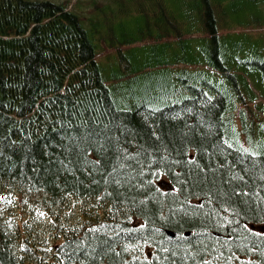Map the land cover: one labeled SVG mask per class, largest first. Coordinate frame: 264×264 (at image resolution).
<instances>
[{
  "label": "trees",
  "instance_id": "1",
  "mask_svg": "<svg viewBox=\"0 0 264 264\" xmlns=\"http://www.w3.org/2000/svg\"><path fill=\"white\" fill-rule=\"evenodd\" d=\"M217 1L149 10L171 18L153 37L171 39L183 70L204 55L238 84L237 59L217 52L228 37ZM105 11L0 0V264H264V103L239 93L241 104L226 85L160 107L123 102L130 71L104 74L99 61ZM251 52L264 83V46Z\"/></svg>",
  "mask_w": 264,
  "mask_h": 264
},
{
  "label": "rangeland",
  "instance_id": "2",
  "mask_svg": "<svg viewBox=\"0 0 264 264\" xmlns=\"http://www.w3.org/2000/svg\"><path fill=\"white\" fill-rule=\"evenodd\" d=\"M59 1L69 2L73 8L80 10L82 14L95 13L97 8L100 9L105 5V17H102L105 41L101 45L99 61L104 68V74L110 73L111 67L115 68L118 65H121V71H130V77H125L121 86V93L124 94L121 98L123 102L126 98H131L133 101H139V103H145L151 107H160L171 103L172 100L175 101L182 95L194 94L190 86L201 87L207 95L214 97L215 93L217 94V91H214L215 87L226 85L234 93L235 101L241 104L243 102L239 93L249 103L254 98L264 103V83L261 80L260 70L253 62L256 53L251 52L249 56L245 53L253 46H264L263 1H258L255 6H251L253 1L250 0H223L220 2L221 7L218 11L221 17L220 27L227 33L228 37L221 42L217 52L223 54V60L237 59L238 84L233 83V80L226 74H222L220 70L214 69L216 67L209 63L207 56L202 55L200 64L188 66V71L182 69L185 66L182 61L180 64L171 61V57L168 56V49L165 48V43L171 39L153 37L157 35L154 33L159 25L163 27L164 33H170L171 25L168 22L171 19L170 15L169 13L166 14L168 21L164 23L159 21L161 15H153L152 13L157 12L159 7L161 11V6L165 12L168 11L166 3L169 0ZM214 2L219 4L217 0ZM223 11L228 17L224 15ZM162 16L165 18L164 15ZM243 40L250 42L249 47L240 48L236 45L237 42ZM122 44L125 45L121 47ZM194 45L202 51L209 45V42L197 36ZM176 49H180V47ZM199 49L197 48V51L201 54ZM140 54H143V57L139 58ZM116 70L119 71V68L116 67ZM230 101L235 103L232 99ZM122 107L128 108L124 105ZM250 110L254 109H249L248 113ZM262 116L264 117V114L260 118ZM24 194L26 193L19 192L18 195L25 197ZM27 196L33 202L39 199L42 212V194L34 193ZM72 203L71 199L64 208L71 218L78 215L80 206L79 202L73 206ZM56 209L54 207V211ZM51 218L53 217L49 211L39 217L37 228L43 234H45L46 226Z\"/></svg>",
  "mask_w": 264,
  "mask_h": 264
},
{
  "label": "water",
  "instance_id": "3",
  "mask_svg": "<svg viewBox=\"0 0 264 264\" xmlns=\"http://www.w3.org/2000/svg\"><path fill=\"white\" fill-rule=\"evenodd\" d=\"M167 234L170 236V237H175L177 236V232L173 231V230H166Z\"/></svg>",
  "mask_w": 264,
  "mask_h": 264
}]
</instances>
